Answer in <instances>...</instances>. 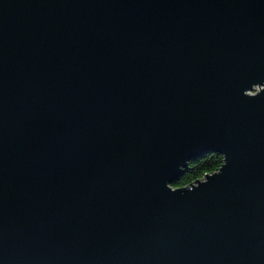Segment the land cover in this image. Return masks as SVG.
Listing matches in <instances>:
<instances>
[{
    "label": "water",
    "instance_id": "1",
    "mask_svg": "<svg viewBox=\"0 0 264 264\" xmlns=\"http://www.w3.org/2000/svg\"><path fill=\"white\" fill-rule=\"evenodd\" d=\"M0 264H264V0H0Z\"/></svg>",
    "mask_w": 264,
    "mask_h": 264
},
{
    "label": "trees",
    "instance_id": "2",
    "mask_svg": "<svg viewBox=\"0 0 264 264\" xmlns=\"http://www.w3.org/2000/svg\"><path fill=\"white\" fill-rule=\"evenodd\" d=\"M223 160L221 154L211 153L190 161L185 173L173 186L176 188L185 187L203 178L206 174L218 171L223 164Z\"/></svg>",
    "mask_w": 264,
    "mask_h": 264
}]
</instances>
